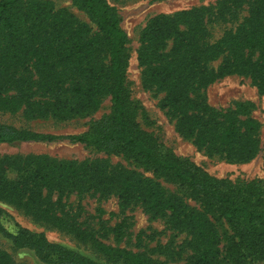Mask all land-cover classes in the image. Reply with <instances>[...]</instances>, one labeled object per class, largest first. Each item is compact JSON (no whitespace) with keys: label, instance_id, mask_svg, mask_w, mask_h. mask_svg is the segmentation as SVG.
I'll return each mask as SVG.
<instances>
[{"label":"trees","instance_id":"obj_1","mask_svg":"<svg viewBox=\"0 0 264 264\" xmlns=\"http://www.w3.org/2000/svg\"><path fill=\"white\" fill-rule=\"evenodd\" d=\"M73 1L91 25L47 1L0 0V111H21L37 119L87 117L108 96L110 113L69 139L123 155L175 182L201 210L167 194L152 179L101 160L34 157L20 163L0 158V199L38 223L74 235L111 263L165 264L152 256L155 247L133 253L107 245L96 231L82 230L66 210L63 199L68 195L115 196L122 211L141 206L147 214L167 217L185 234L172 252L186 253L185 264H264V185H234L162 154L135 122L125 97L126 37L120 18L106 0ZM139 42L143 86L163 94L161 106L176 132L209 156L231 163L252 160L259 151V126L246 116L247 106L215 110L206 89L222 77L237 75L248 78L264 96V0H220L214 7L156 16L140 32ZM53 139L0 126V144ZM8 172L15 178L9 179ZM222 224L228 229L221 237L217 225ZM0 236L14 248L33 251L42 264H99L26 229L9 234L0 223ZM0 264L16 263L0 250Z\"/></svg>","mask_w":264,"mask_h":264},{"label":"rangeland","instance_id":"obj_2","mask_svg":"<svg viewBox=\"0 0 264 264\" xmlns=\"http://www.w3.org/2000/svg\"><path fill=\"white\" fill-rule=\"evenodd\" d=\"M49 2L55 10H64L73 15L81 24L91 25L87 15L73 0H43ZM220 0H106L114 14L120 18V29L126 37L123 50L125 61V97L135 114L134 120L139 128L150 135L162 154H169L186 161L215 179H225L234 185L255 182L264 185V96L260 95L250 80L237 75H229L217 80L206 89L208 104L222 112L236 108L238 104L247 106V117L259 126L257 139L259 151L250 161L231 163L220 156H209L198 149L192 140L183 138L175 130L171 120L161 106L163 94L154 89L145 88L142 83V68L138 63L140 47L139 35L152 18L170 16L191 8L214 7ZM221 30L214 31L218 38ZM111 110L110 97L102 98L98 109L87 117L30 118L21 111H0V126H9L17 131L55 137L52 141H19L0 144V158H15L23 163L25 158L45 157L55 162H93L105 161L108 166H121L134 171L145 178L159 183L167 194H173L188 206L201 210L194 198L188 195L175 182L137 166L123 155L108 152L94 145H85L71 141L69 137L86 133ZM14 172H8L9 179L15 178ZM69 214L76 217L82 230L96 231L105 236L104 242L112 247L124 248L133 253L146 251L165 264H185L186 253L173 254L179 249L185 234L179 233L169 223L167 217L147 214L141 206L126 210L118 205L115 196L101 198L98 195L76 194L63 199ZM0 223L9 234H15L20 228L34 234H43L48 242L58 244L80 253L99 264L111 263L93 247L81 243L74 235L50 225H44L26 215L15 204L0 199ZM221 237L227 232V226L217 225ZM106 239V240H105ZM224 243H221V247ZM0 250L5 251L13 263L42 264L29 249L14 248L0 236ZM173 252V253H172ZM223 264V263H222ZM262 264V263H254Z\"/></svg>","mask_w":264,"mask_h":264}]
</instances>
